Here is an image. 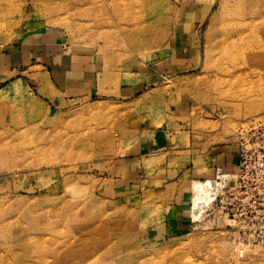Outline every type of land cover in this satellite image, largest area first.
Wrapping results in <instances>:
<instances>
[{"label":"rangeland","instance_id":"obj_1","mask_svg":"<svg viewBox=\"0 0 264 264\" xmlns=\"http://www.w3.org/2000/svg\"><path fill=\"white\" fill-rule=\"evenodd\" d=\"M151 1L157 9L145 18L139 0H0V263L43 264L36 251L44 249L70 253L62 264L84 251L90 264H264V247L225 225L211 180V201L193 216L192 185L210 177L166 178L192 153L236 143L239 130L264 123V80L248 69L232 73L244 57L222 53L254 30L264 35V0ZM132 18L151 25L140 31ZM181 21L192 23L198 63L164 72ZM57 48L88 55L105 89L56 94L43 57ZM152 73L157 79L146 81ZM140 79L132 97L114 91ZM168 128L176 152L167 163L147 165L139 181H114L111 161L143 134ZM104 239L117 243L108 256Z\"/></svg>","mask_w":264,"mask_h":264},{"label":"crops","instance_id":"obj_2","mask_svg":"<svg viewBox=\"0 0 264 264\" xmlns=\"http://www.w3.org/2000/svg\"><path fill=\"white\" fill-rule=\"evenodd\" d=\"M192 23L189 21H181L179 23L178 37H175L174 46L171 47L170 54L166 60V67L160 68L164 72L176 73L188 71L194 68L198 62L194 57V51L190 47V41L188 31ZM187 34V35H186ZM25 48V47H24ZM20 51L26 55V49ZM57 51H51L44 59H47L49 67L48 78L53 91L56 94H80V95H91L93 93L98 94L100 89H105L100 84V74L103 72L95 71L93 60L88 61L90 57L88 55H82L80 52L72 53L71 55L56 49ZM33 54V51L29 49V52ZM39 56V52L36 53ZM52 60L55 62H52ZM158 74V73H157ZM149 74L145 77L148 82L153 75ZM157 78H152L156 80ZM151 80V81H152ZM150 81V82H151ZM140 80H132L128 82H121L120 86L114 90L117 96L121 97H132L138 93L141 89ZM109 89L106 87V91ZM183 107H177V111ZM170 135H175L171 128L152 130L134 143H132L127 151L118 157L116 160L111 161L107 166L106 170L114 174V181H122L126 174L134 177V182L139 181L147 171V165H155L154 169L164 165L167 161L166 158L174 154L176 151L173 150L174 146L171 143ZM174 152V153H173ZM191 163L184 161L178 168L168 169L166 178L170 176V179H178L182 174L191 171L194 174L201 171L203 178H212L215 175L217 168H221L225 172H234L239 169L240 154L239 147L235 142L216 144L211 146L207 151L192 153ZM198 162V166H195V161ZM167 163V162H166ZM194 163V165H192ZM183 187V184L181 185ZM184 188H180V195L178 198L182 200V194ZM179 199L180 202H183Z\"/></svg>","mask_w":264,"mask_h":264},{"label":"built area","instance_id":"obj_3","mask_svg":"<svg viewBox=\"0 0 264 264\" xmlns=\"http://www.w3.org/2000/svg\"><path fill=\"white\" fill-rule=\"evenodd\" d=\"M236 144L239 169L217 168L205 182L215 186L211 202L220 207L225 225L246 245L264 247V123L239 130Z\"/></svg>","mask_w":264,"mask_h":264},{"label":"bare ground","instance_id":"obj_4","mask_svg":"<svg viewBox=\"0 0 264 264\" xmlns=\"http://www.w3.org/2000/svg\"><path fill=\"white\" fill-rule=\"evenodd\" d=\"M132 2L134 0H131ZM138 1V0H137ZM114 2V1H113ZM127 2V0H126ZM131 2V3H132ZM136 2V1H135ZM152 1L151 0H139V10L141 11H144L145 15L142 14L140 15L141 17H145L147 12L149 11H155L157 9V7L155 6L154 2L151 3ZM129 3V2H128ZM138 3V2H137ZM135 4V3H134ZM128 5V4H127ZM138 5V4H137ZM131 6V5H130ZM138 6V7H139ZM129 7V6H128ZM114 8V7H113ZM112 8V9H113ZM125 8V7H124ZM123 8V9H124ZM127 8V7H126ZM133 8V7H132ZM116 11L118 10V7L115 9ZM126 10V9H125ZM129 11H132V9L128 8ZM126 10V11H128ZM128 11V12H129ZM134 12H136L135 10H133ZM133 11H132V14L130 15H135L133 14ZM140 11V13H141ZM139 13V14H140ZM125 14V12H124ZM127 16V15H126ZM125 16V17H126ZM123 17V16H122ZM137 18V17H136ZM134 18V19H136ZM146 18V17H145ZM129 19V18H127ZM133 19V18H132ZM131 20L134 21L133 22V25L135 29H138L140 31L144 30L145 27H148L151 25V22L149 20H144V23L142 21H138V20ZM130 21V19H129ZM126 24V23H125ZM122 26H120L121 28ZM125 27V26H124ZM123 29V28H122ZM128 31V29H127ZM130 31V30H129ZM254 33V37H248L247 35L246 36H241V42L240 44L237 46V43L229 48L228 46L227 47H224L222 49V53H225V55L227 56H234V61L236 60L237 61V58L243 56V63L242 64H239L238 62L234 63L235 67L232 71V73H235V72H241L242 69H248L252 74L256 75L257 78L259 79H263L264 80V35L262 33H260L259 31L257 30H254L253 31ZM132 33V32H131ZM133 34V33H132ZM245 45H243V43ZM222 44V43H221ZM220 46V45H219ZM218 46V47H219ZM221 48L219 47V50ZM221 53V52H220ZM239 54V55H238ZM224 55V54H223ZM236 56V57H235ZM233 58V57H232ZM233 60V59H232ZM243 66H246L245 68ZM197 181V180H196ZM201 182V181H200ZM200 182H194L193 185H192V188L194 190V197H193V216L194 217H199L201 216L202 212L204 211V209L206 208V206L210 203L211 201V191L210 190V183L207 182V183H200ZM203 182V181H202ZM213 184V183H212ZM212 188V187H211ZM29 213V212H28ZM34 213V212H33ZM32 213V215H33ZM2 215V214H1ZM0 215V217H1ZM31 215V216H32ZM37 216L36 215L34 217V219H37ZM33 217V216H32ZM6 221V220H5ZM6 222H4V220H1L0 219V224L2 226H0L1 228L2 227H6L5 225ZM5 225V226H4ZM9 225V224H8ZM7 225V226H8ZM13 228V227H12ZM8 229V228H7ZM6 229V231H7ZM1 230V229H0ZM1 233V232H0ZM7 234V233H6ZM2 235V233H1ZM4 235V234H3ZM7 236V235H5ZM9 237V236H8ZM6 239V237H4ZM11 238V237H10ZM8 238V239H10ZM6 239V240H8ZM76 239H80V241H82L81 243H87V239L83 237H76ZM30 240V239H29ZM71 240L69 241H66V242H63V246H67L69 245ZM27 245H30V244H27ZM26 245V246H27ZM28 247V246H27ZM248 249V248H247ZM97 250V249H96ZM117 250V243L116 242H111L109 240H105L104 239V256H108L110 253H114L115 251ZM244 249H240V251H243ZM246 250V248H245ZM27 251V250H26ZM56 250H51V251H47V250H40V251H36L37 254H38V258H41L42 259V262L43 264H50V261H49V257H50V254L54 255V264H62V263H66V260L69 259L71 260L70 258V253H65L64 255L63 254H59L58 252H55ZM58 251V250H57ZM233 252V251H232ZM48 253H50L48 255ZM26 254V253H25ZM16 255V254H15ZM36 256V255H35ZM88 253L86 251L84 252H81L79 253L78 255V260L76 261V263H72V264H90L87 262V258H88ZM236 257V256H235ZM238 257V256H237ZM236 257V258H237ZM114 259V258H113ZM4 262L5 259L1 260V263L0 264H5ZM7 263V262H6ZM14 263V262H13ZM37 263V262H36Z\"/></svg>","mask_w":264,"mask_h":264}]
</instances>
